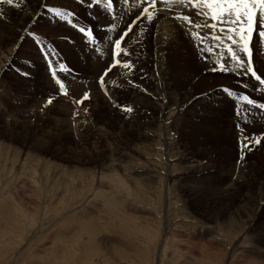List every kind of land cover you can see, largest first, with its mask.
<instances>
[{
	"label": "rangeland",
	"instance_id": "rangeland-1",
	"mask_svg": "<svg viewBox=\"0 0 264 264\" xmlns=\"http://www.w3.org/2000/svg\"><path fill=\"white\" fill-rule=\"evenodd\" d=\"M45 1L36 4L42 20L22 24L40 51L0 21V264H264V111L242 108L234 73L209 70L219 56L211 33L202 32L207 59L188 56L199 41L176 35L171 17L184 9L165 0L173 11L141 22L124 45L135 68L118 69L103 91L95 73L109 44L97 37L98 61L78 29L103 32L134 5L114 0L108 13L106 0ZM31 2L18 3L31 11ZM50 7L74 13L72 22ZM253 52L264 72V41ZM52 72L67 95L54 91ZM229 85L230 96L221 90ZM237 113L260 131L236 128ZM245 136L260 142L246 146Z\"/></svg>",
	"mask_w": 264,
	"mask_h": 264
},
{
	"label": "snow or ice",
	"instance_id": "snow-or-ice-1",
	"mask_svg": "<svg viewBox=\"0 0 264 264\" xmlns=\"http://www.w3.org/2000/svg\"><path fill=\"white\" fill-rule=\"evenodd\" d=\"M9 5H12L9 0H5ZM125 5H134L131 13L122 18V23L117 25L114 20L108 22V26L103 32H97L95 26L84 28L79 27L78 31L87 39V42L92 45L93 50L100 52L96 48L97 37L104 40L107 37L109 48L107 54L102 61V67L96 75V84L103 91H107V81L114 72L123 67L125 70L134 69L135 65L129 55L130 49H126L124 45L128 38L134 33L141 22H146L151 25L158 19L165 11H173L165 0H123ZM164 3L163 9H158V4ZM184 11L176 13L171 17L177 23L174 27L177 29L176 35L181 38L187 37L186 42L192 44V41H199V46L192 44L193 56L200 57L206 60L207 54L213 52L211 46L203 47L206 37L202 35L204 30L211 33V39L215 41L219 56L215 63L209 69L211 72H231L235 77L243 81L240 86L241 91L238 93L240 101L245 106H251L253 109L264 111V72L255 66L253 47L256 40L264 41V0H180ZM100 0H92L88 5L89 8L93 6L99 7ZM114 0H106L104 3V11L111 13L114 11ZM51 11L54 16L59 17L60 20L72 22L74 13H63L58 7L46 8ZM203 18V24L197 21ZM126 19L127 22H124ZM210 22V23H209ZM218 25L221 27L218 28ZM228 25V27H222ZM215 30V31H214ZM112 33L111 37L107 36L108 32ZM218 32H223L221 37ZM34 33L31 31L25 32V38L32 40L33 45L37 51L41 50V44L38 40L33 39ZM23 40V38H21ZM47 51V49L45 50ZM49 59L46 61L49 68L52 66L50 59L51 52L47 51ZM43 56L44 53H41ZM232 67H227L228 63ZM218 65V67H217ZM205 67H208L205 64ZM63 68V66H62ZM66 71V69H64ZM27 75V73H25ZM55 79L58 89H55L59 95H67L65 84L58 78V74L51 73ZM132 86L137 87L132 78ZM232 85L222 88V92L231 95L229 89ZM253 93L259 92L260 97L252 98L248 93V89ZM89 93L85 92L83 98H88ZM55 100L54 95H50L45 104L51 105ZM80 101H77L79 103ZM127 112H131V107H126ZM239 115V113H237ZM260 140H264V134L261 135ZM260 140L251 136H245L244 144L247 146L249 142L258 143Z\"/></svg>",
	"mask_w": 264,
	"mask_h": 264
},
{
	"label": "bare ground",
	"instance_id": "bare-ground-1",
	"mask_svg": "<svg viewBox=\"0 0 264 264\" xmlns=\"http://www.w3.org/2000/svg\"><path fill=\"white\" fill-rule=\"evenodd\" d=\"M39 1H40V4L41 3H43V2H46L45 0H32V2H33V6H32V10L30 11L29 10V7L30 6H28V8H26L25 7V9L24 8H22V6H20V4L18 3L19 2V0H13V3H12V5H9V4H7L6 2H5V0L3 1V3H4V5H2L3 6V8H7L8 10H12L13 11V14H15V20L13 21L12 20V17H10V14H9V12H8V10H6L7 12H8V14H6V13H4L3 12V14L1 13L0 14V21L2 22V23H4V24H6V23H8L9 21H10V24L12 25V27H11V29H12V35H16V34H20V35H22L23 37H24V30H25V28H27V27H25V28H23L22 26V24L24 23H26V21L27 20H30V17L32 16V14H33V16H34V20L36 19V17H38L39 16V18H40V20H42V18H43V15L42 14H40L39 13V10L37 9V5L36 4H39ZM9 2L11 3L12 2V0H9ZM31 2V3H32ZM90 2V1H89ZM87 4H89V3H87ZM49 6H50V4H48ZM52 5V4H51ZM119 5H120V3H119ZM122 6H124L123 5V3H122ZM117 7V6H116ZM127 7V6H126ZM125 7V8H126ZM182 8V7H181ZM34 12V13H33ZM117 12V11H116ZM115 12V13H116ZM86 13V12H85ZM120 12H118V14H119ZM122 15V14H121ZM10 17V18H9ZM109 17V16H108ZM118 18V17H117ZM121 19H122V17H121ZM30 21H33V20H30ZM112 21V20H111ZM117 22V21H116ZM50 23V22H49ZM117 24L118 25H120V21H118L117 22ZM26 25V24H25ZM54 25V24H53ZM99 25V24H98ZM2 27H4V26H2ZM6 27V26H5ZM7 28V27H6ZM107 28V26L106 27H104L103 25H101V26H98V29H100V30H105ZM8 29H9V27H8ZM9 31V30H8ZM26 31V30H25ZM6 31L4 30V29H0V35L1 36H3L4 35V33H5ZM24 32V33H23ZM109 33V32H108ZM107 33V34H108ZM167 34V33H166ZM11 35V34H10ZM81 36V35H80ZM5 37V36H4ZM84 37V36H83ZM103 42L104 41H106L107 42V39H105V40H102ZM20 43V42H19ZM17 44V43H16ZM86 48L88 47V43H86ZM1 47V46H0ZM12 47V46H11ZM69 47V46H68ZM67 47V48H68ZM99 47H100V45H99ZM102 47V46H101ZM188 47V46H187ZM97 48V47H96ZM103 48V47H102ZM191 48V47H190ZM87 49H89V48H87ZM9 50V49H8ZM93 53H92V51H91V55H92ZM104 54H105V51L104 50H102V49H100V52H96L95 51V53L93 54L97 59H98V61L99 60H101V58L104 56ZM149 54V53H148ZM155 54V53H154ZM10 55V54H9ZM188 56H193V54L191 53V52H189L188 53ZM194 57V56H193ZM154 58V57H153ZM158 58H159V69H160V71L162 72V73H164L163 72V70L160 68V67H162V65H163V55L161 54V53H159V55H158ZM6 61V60H5ZM96 61V60H95ZM181 62V63H184L183 62V57H180V58H178V62ZM179 62V63H180ZM95 63V62H94ZM98 63V62H97ZM99 64V63H98ZM98 64H96L97 66H98ZM7 65V64H6ZM156 66H158V65H156ZM263 68V66H262V64H259L258 65V63H257V68ZM1 68V67H0ZM159 69H158V71H159ZM165 74H167L166 72L164 73V75ZM48 78V77H47ZM1 79V78H0ZM51 79V78H50ZM200 82H203L202 80L200 81ZM52 83V82H51ZM165 83V82H164ZM169 83V82H168ZM150 84V83H149ZM156 85H157V83H156ZM162 85V84H161ZM144 86V85H143ZM155 86V85H154ZM50 87V86H49ZM93 88V87H92ZM164 90V89H163ZM83 94V93H82ZM106 94V93H105ZM253 94V93H252ZM171 95V94H170ZM162 96V95H161ZM178 96V95H177ZM213 96V95H212ZM145 97V96H144ZM150 97V96H149ZM254 97H259V96H254ZM79 98H80V96H79ZM109 98V97H108ZM172 98V97H171ZM177 98V97H176ZM253 98V97H252ZM149 100V99H148ZM170 101V100H169ZM173 101V100H172ZM35 103V102H34ZM110 103H111V101H110ZM150 103V102H149ZM167 103V102H166ZM157 104V103H156ZM174 104V103H173ZM238 105H239V103H238ZM240 105L242 106V108L245 106L241 101H240ZM164 106V105H163ZM171 106V105H170ZM178 107H179V105H175L173 108H172V110H176V109H178ZM238 107V106H237ZM248 107V106H247ZM236 108V107H235ZM38 109V108H37ZM248 109L249 110H247V111H250L251 110V108H249L248 107ZM235 110V109H234ZM242 110H244V109H242ZM259 114L260 115H262L263 117L261 118V120H264V114L263 113H260L259 112ZM10 115V114H9ZM233 122L235 123V125H236V128H239V127H244L246 130H250V131H260V128L258 129V128H255L254 127V125H253V123L254 122H250V121H248L247 120V118H246V116H244V115H242V114H240L239 116H237V117H235L234 118V120H233ZM261 134H263V132H261ZM146 153V152H145ZM113 163V162H112ZM187 164V163H186ZM111 166H113L112 164H111ZM110 168V167H109ZM133 168H134V171L135 170H137L138 171V169L137 168H139V166H133ZM194 168V167H193ZM154 169V168H153ZM131 170H133L132 168H131ZM194 170V169H193ZM196 170V169H195ZM235 170V169H234ZM148 171H150V170H148ZM146 172L145 174H147L148 176H145V178H149V177H152V176H150V175H154V174H151V172ZM237 171V170H236ZM172 172V171H171ZM198 174V173H197ZM109 175V174H108ZM102 176V175H101ZM107 176V175H106ZM116 176V175H115ZM185 176V175H184ZM236 176H238V175H236ZM113 177V176H112ZM153 178V177H152ZM194 178V177H193ZM238 178V177H237ZM102 178H100V180H101ZM234 179V178H233ZM251 179V178H250ZM249 180V179H248ZM250 183V182H249ZM125 184V183H124ZM251 184V183H250ZM248 188V187H247ZM116 191V190H115ZM257 194V193H256ZM118 195V194H117ZM258 195V194H257ZM253 198V197H252ZM40 200V199H39ZM241 203V202H240ZM112 205V204H111ZM231 217V216H230ZM237 219V218H236ZM247 219V218H246ZM195 221V220H194ZM230 221V220H229ZM228 224H229V222H228ZM232 224V223H231ZM4 225V224H3ZM229 227V226H228ZM14 228V227H13ZM4 230H5V228H4ZM205 238V237H204ZM182 240H183V238H182ZM185 240V239H184ZM187 240H188V238H187ZM207 241V240H206ZM192 244V243H191ZM232 249V248H231ZM13 256V255H12ZM248 259V258H247ZM252 260V259H251Z\"/></svg>",
	"mask_w": 264,
	"mask_h": 264
}]
</instances>
